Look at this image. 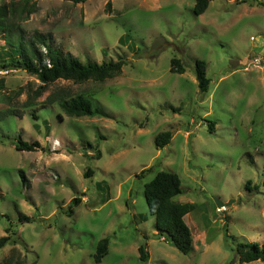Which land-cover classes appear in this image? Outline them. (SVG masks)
Here are the masks:
<instances>
[{"label":"rangeland","instance_id":"1","mask_svg":"<svg viewBox=\"0 0 264 264\" xmlns=\"http://www.w3.org/2000/svg\"><path fill=\"white\" fill-rule=\"evenodd\" d=\"M10 3L14 35H49L82 63H124L102 81L57 79L37 93L34 75L0 61V237H11L0 264H240L239 242L264 248V0H210L200 15L195 0H0ZM172 58L184 72L171 71ZM62 92L86 95L97 113L69 116ZM166 130L169 143L157 147ZM20 137L42 149L16 150ZM159 170L180 179L173 200L194 205L188 254L149 213L144 184Z\"/></svg>","mask_w":264,"mask_h":264},{"label":"trees","instance_id":"2","mask_svg":"<svg viewBox=\"0 0 264 264\" xmlns=\"http://www.w3.org/2000/svg\"><path fill=\"white\" fill-rule=\"evenodd\" d=\"M74 3L85 2L87 0H71ZM210 0H195L193 10L196 15H200L205 11ZM25 5L21 10L25 9ZM18 7L14 3L10 5H0V35L3 36L2 49L0 51V61L2 62L1 68L24 70L30 75H34L40 82L37 93L45 90L48 83H53L57 79L73 80L83 82L89 79L95 81H102L106 78L112 77L121 70L124 61L119 59L117 61L108 62H89L82 63L78 57L71 54H64V52L55 48L51 43L49 35H36L35 38L25 40L20 35H14V29L11 22L7 20L9 12H14ZM27 12L28 11L27 9ZM14 36V37H13ZM122 38V37H120ZM121 41V40H120ZM36 42H39L40 47ZM45 48V51L42 50ZM6 55V56H4ZM171 71L182 73L184 66L180 59H171ZM194 74L197 81V86L201 92H207L209 88V78L206 76V62L202 59H197L194 65ZM48 103L52 101L47 98ZM59 107L64 110L69 116H94L97 109L89 97L84 94H75L69 96L67 92H62L57 99ZM6 114V113H5ZM2 114L0 117L4 116ZM32 117L36 118L37 115L32 113ZM211 123V129L214 128ZM210 129V128H209ZM171 131L166 130L159 132L154 137V142L157 147H163L169 143L171 139ZM16 150L34 151L42 149L41 144L37 140L27 142L21 137L17 139L14 144ZM152 170L150 167L147 170L141 171L140 174L144 175L145 172ZM93 174V170L88 168L86 175ZM246 185H250L247 181ZM249 188V187H248ZM181 193L180 179L176 173L168 170H159L154 176L144 184V196L146 199L149 213L154 216L155 228L158 233L164 236L176 249L183 254H188L193 250V237L191 229L185 222V215L191 212L194 205L190 202H176L173 197ZM80 202L79 197L72 198V205H78ZM73 213L72 207H69L68 214ZM19 219L30 220V217L19 213ZM9 229L6 228V231ZM165 234V235H164ZM9 235L0 237V247H3L10 241ZM108 239L102 238L96 244L94 253V260L99 262L101 258L107 253ZM238 259L240 264L254 260H264V248L256 242H239L236 247ZM139 258L141 261H146L147 253L145 247L140 245ZM5 264H9L6 262ZM13 264H25L21 261H16ZM34 264V263H31Z\"/></svg>","mask_w":264,"mask_h":264}]
</instances>
